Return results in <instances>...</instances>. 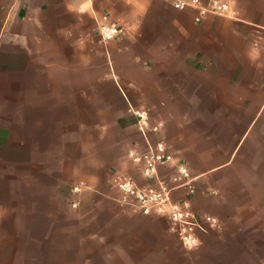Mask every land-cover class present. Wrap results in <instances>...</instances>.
I'll list each match as a JSON object with an SVG mask.
<instances>
[{"label": "crops", "instance_id": "0c3cea01", "mask_svg": "<svg viewBox=\"0 0 264 264\" xmlns=\"http://www.w3.org/2000/svg\"><path fill=\"white\" fill-rule=\"evenodd\" d=\"M174 1L0 0V264H222L225 237L187 251L117 185L156 183L131 154L142 111L200 216L264 197V0H227L234 16ZM113 23L125 35L102 39Z\"/></svg>", "mask_w": 264, "mask_h": 264}, {"label": "built area", "instance_id": "2783aa9c", "mask_svg": "<svg viewBox=\"0 0 264 264\" xmlns=\"http://www.w3.org/2000/svg\"><path fill=\"white\" fill-rule=\"evenodd\" d=\"M174 6L179 9L194 7L200 14L216 13L220 15L234 16L231 3L227 0H212L209 6H205L202 0H176ZM200 20V16L196 18ZM102 39L108 41L125 35L126 28L118 24L100 25ZM264 43V36L261 39ZM138 125L144 137L148 141V149L143 152L131 153L135 160L143 161L142 173L145 177L155 180V184L140 185L132 178H120L117 181L123 200L140 213L162 214L171 222L172 229L179 236L182 244L188 248H197L202 243L201 236L209 232L218 220L211 214L200 216L190 204L189 198L196 192V177L192 175L187 164L180 162L176 172L168 180L161 177L160 165H167L174 160V155L167 149L162 140L153 144L148 139L149 130L158 131L159 126L149 124L146 112L137 111ZM184 188L186 199L177 200L173 196L176 189ZM81 185H75L73 191H80ZM77 206V203H73Z\"/></svg>", "mask_w": 264, "mask_h": 264}, {"label": "rangeland", "instance_id": "374dc122", "mask_svg": "<svg viewBox=\"0 0 264 264\" xmlns=\"http://www.w3.org/2000/svg\"><path fill=\"white\" fill-rule=\"evenodd\" d=\"M213 216L218 222L208 233L225 237L222 252L227 256L222 264H264V197L246 199L226 221Z\"/></svg>", "mask_w": 264, "mask_h": 264}, {"label": "snow or ice", "instance_id": "6c2138e0", "mask_svg": "<svg viewBox=\"0 0 264 264\" xmlns=\"http://www.w3.org/2000/svg\"><path fill=\"white\" fill-rule=\"evenodd\" d=\"M129 2H131V0H129Z\"/></svg>", "mask_w": 264, "mask_h": 264}]
</instances>
